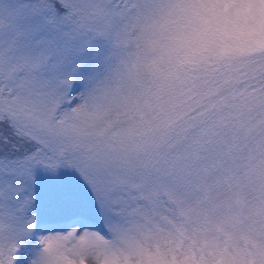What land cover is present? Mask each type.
I'll return each mask as SVG.
<instances>
[{
  "label": "snow or ice",
  "instance_id": "1",
  "mask_svg": "<svg viewBox=\"0 0 264 264\" xmlns=\"http://www.w3.org/2000/svg\"><path fill=\"white\" fill-rule=\"evenodd\" d=\"M0 264H264V0H0Z\"/></svg>",
  "mask_w": 264,
  "mask_h": 264
}]
</instances>
